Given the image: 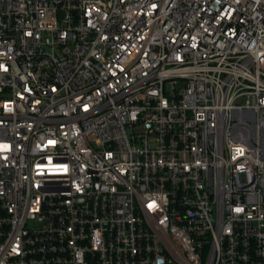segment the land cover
<instances>
[{
	"label": "built area",
	"instance_id": "1",
	"mask_svg": "<svg viewBox=\"0 0 264 264\" xmlns=\"http://www.w3.org/2000/svg\"><path fill=\"white\" fill-rule=\"evenodd\" d=\"M0 264H264V0H0Z\"/></svg>",
	"mask_w": 264,
	"mask_h": 264
}]
</instances>
